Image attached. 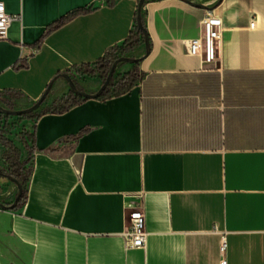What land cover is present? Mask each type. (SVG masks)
<instances>
[{"label":"crops","instance_id":"obj_1","mask_svg":"<svg viewBox=\"0 0 264 264\" xmlns=\"http://www.w3.org/2000/svg\"><path fill=\"white\" fill-rule=\"evenodd\" d=\"M139 1L0 0L22 15L0 39V91L36 102L126 41ZM191 1L222 18L219 61L189 54L207 9L146 0L140 82L37 121L27 199L0 210V264H264V0ZM142 198L147 248L127 249Z\"/></svg>","mask_w":264,"mask_h":264},{"label":"trees","instance_id":"obj_2","mask_svg":"<svg viewBox=\"0 0 264 264\" xmlns=\"http://www.w3.org/2000/svg\"><path fill=\"white\" fill-rule=\"evenodd\" d=\"M80 12H76L72 16ZM144 45V33L139 29L136 21L134 30L131 32L129 38L122 44L113 47L102 59L94 64L74 67L67 72L77 82L86 81L87 79H98L103 83L107 79L111 66L116 60L129 55ZM136 67L137 65L133 64L129 70H120L98 100H108L112 97L128 93L140 82L142 77ZM8 94V92L0 91V97L5 98V105L9 109H16L12 105L13 100L8 98ZM47 99L42 104V108L44 109H41V111L19 116L7 115L0 112V147L2 148L0 167L5 175L17 179L23 188L22 197L14 210L18 209L27 199L29 183L34 169V157L37 151L35 131L37 121L44 114L51 112L63 113L71 107L88 100L84 96L75 94L72 91H68L65 95L55 99L51 104H46ZM68 140L69 138L64 139L65 142ZM1 179L3 178L0 176Z\"/></svg>","mask_w":264,"mask_h":264},{"label":"built area","instance_id":"obj_3","mask_svg":"<svg viewBox=\"0 0 264 264\" xmlns=\"http://www.w3.org/2000/svg\"><path fill=\"white\" fill-rule=\"evenodd\" d=\"M22 20V15L7 12L4 3L0 2V39H8L14 21ZM202 34L190 40L189 54L200 57L205 63L215 64L222 49L223 21L213 10H208L201 22ZM1 210V208H0ZM127 226L124 232L127 249H146L148 243L147 213L144 199L128 205ZM226 249L225 237L221 250Z\"/></svg>","mask_w":264,"mask_h":264},{"label":"water","instance_id":"obj_4","mask_svg":"<svg viewBox=\"0 0 264 264\" xmlns=\"http://www.w3.org/2000/svg\"><path fill=\"white\" fill-rule=\"evenodd\" d=\"M186 1L187 3H190L196 7L199 8H203V9H207V10H213L214 7H209V6H205L202 4H198V3H194L191 0H183ZM146 0H140L139 1V7H138V14H137V25L139 27V29L144 33V37H145V54L144 57H146L150 51H151V40H150V36L149 33L144 25V21H143V8L145 5ZM222 2V0H217V3L220 4ZM142 60L141 58H136V57H129V56H124L119 58L118 60H116L112 66L111 69L109 71L108 77L105 80V82H103L100 86V88L95 92V93H89L86 91H83L81 89L78 88L76 81L74 80V77L69 74L68 72H62L59 73L48 85L46 91L43 93V95L36 101L34 102L31 106L29 107H25L22 109H9L6 105H5V98L4 97H0V112L7 114V115H13V116H19L22 114H28V113H32V112H36L38 111L41 107L42 104L45 102V100L47 99V97L49 96V94L51 93V90L54 86V84L59 80V79H64L65 80V84L67 85V87L69 88V91L74 92L75 94H79L84 96L87 99H98L101 94L110 86V84L112 83V80L115 76L116 70L119 66L123 65V64H137ZM0 176L2 178L8 179L12 184H13V191L17 190V197L15 199V201L11 204H6L5 202H3L2 200L9 196V192L7 193H0V208L3 210H14L21 197H22V184L15 178L11 177V176H7L4 174L3 170L0 167Z\"/></svg>","mask_w":264,"mask_h":264},{"label":"rangeland","instance_id":"obj_5","mask_svg":"<svg viewBox=\"0 0 264 264\" xmlns=\"http://www.w3.org/2000/svg\"><path fill=\"white\" fill-rule=\"evenodd\" d=\"M127 56L134 57V55L132 53H130ZM131 67H132V64H128V63L123 64L117 68L115 75L120 70H123V71L129 70ZM65 83H66L65 80L62 78V79H59L54 84V86L51 90V93L48 96L46 103H50V101H52L53 99L60 98L61 96L65 95L69 91V88L67 87V85ZM76 83H77L78 88L83 90V91L95 92L100 88L102 81H100L98 79H87L86 81H78V82L76 81ZM33 103L34 102L29 103V102L25 101L24 99L17 98L15 101L12 102V105L14 107H16L17 109H20V108H24V107H29ZM41 109H44V108H41ZM38 111H41V110H38ZM1 151H2V148L0 147V154H1ZM12 187H13V184L8 179H5V180L0 182V193H2V194L7 193L12 189ZM16 197H17V192H13V194L11 196L9 195V196L5 197L2 201L5 202L6 204H11L15 201Z\"/></svg>","mask_w":264,"mask_h":264}]
</instances>
